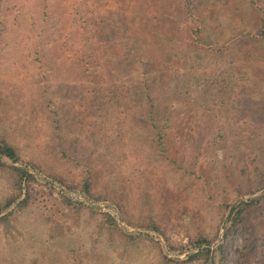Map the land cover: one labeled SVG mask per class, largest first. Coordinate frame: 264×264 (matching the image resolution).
<instances>
[{"label": "rangeland", "instance_id": "374dc122", "mask_svg": "<svg viewBox=\"0 0 264 264\" xmlns=\"http://www.w3.org/2000/svg\"><path fill=\"white\" fill-rule=\"evenodd\" d=\"M178 3L0 0V138L161 230L118 224L123 239L99 215L120 219L111 203L69 207L32 181L0 222V264H264V202L223 239L232 208L264 195V0ZM12 194L0 169V202ZM201 229L212 256L185 262Z\"/></svg>", "mask_w": 264, "mask_h": 264}, {"label": "trees", "instance_id": "16d2710c", "mask_svg": "<svg viewBox=\"0 0 264 264\" xmlns=\"http://www.w3.org/2000/svg\"><path fill=\"white\" fill-rule=\"evenodd\" d=\"M179 6L183 11L189 12L192 9L191 0H177ZM258 35L264 37V12H262L258 18ZM6 160L11 163L10 166L4 164L2 161ZM23 165V166H22ZM0 169H8L10 170L11 174L13 175V194L5 198L2 202H0V222L7 223L9 218L12 214L13 209L23 208L26 206L27 200L29 198V192L27 188L30 182H44L46 186L49 188H53V183L59 184L68 192H78L82 197L85 199L95 202V203H111L115 206L119 213L120 220L125 225L130 227H141L147 230H152L155 232L160 233V228L157 224L153 221H148L147 223L142 224H133L128 220L123 213V209L119 203L114 202L108 196L103 193H96L92 190V182L90 178L85 177L81 181L76 184H69L66 183L61 177L54 173H43L41 172L38 167L33 164H21L19 160V156L17 153V149L7 142L4 138H0ZM43 175V176H42ZM259 190H255L256 192L264 190V174L261 176L259 180ZM59 196L62 200L69 206V207H76L79 208H87L90 211L94 210L90 208L88 205L84 204L83 202L73 200L70 196L67 195L64 190H58ZM253 192V193H256ZM264 202V195L253 199L249 203H245L239 201L234 208L231 210L232 218H229L231 221L230 227L228 230L225 231L223 239L225 240L229 232L233 227L236 225L237 219L241 217L244 213V209L251 205H259ZM244 207V208H240ZM99 215L102 218L103 223L108 227L109 230L112 232H116L120 237L123 239L133 240V236H127L118 228V223L116 217L111 209L107 208L106 211L99 212ZM137 237H146L150 239L151 237L148 234H143L141 232L136 233ZM217 237V233L213 235V237L209 238L208 235L204 232V230H199L195 232L193 240L190 241V247L196 249V251L189 252L185 255V262H191L195 259H203L204 262L208 263L209 259L211 258V249L210 246L213 244L214 240ZM166 244L168 245L169 249H174V246L165 239ZM219 252V257L221 258L223 253V245L220 244L217 248ZM212 263H214V257H212Z\"/></svg>", "mask_w": 264, "mask_h": 264}, {"label": "built area", "instance_id": "2783aa9c", "mask_svg": "<svg viewBox=\"0 0 264 264\" xmlns=\"http://www.w3.org/2000/svg\"><path fill=\"white\" fill-rule=\"evenodd\" d=\"M61 189L64 190V192H66L67 195L70 196L73 200L79 201V200L81 199V200L84 201L83 198H79V197L77 196V193H75V192H68V191H66L63 187H62ZM69 193H74V194H75V197H74L73 195H69ZM80 202H81V201H80ZM83 203H85V202H83Z\"/></svg>", "mask_w": 264, "mask_h": 264}, {"label": "water", "instance_id": "95a60500", "mask_svg": "<svg viewBox=\"0 0 264 264\" xmlns=\"http://www.w3.org/2000/svg\"><path fill=\"white\" fill-rule=\"evenodd\" d=\"M69 195H73V196L75 197V194H74V193H69ZM79 201L84 202V201L81 200V199H80ZM85 203H86V202H85ZM117 222H118L119 226H121L122 222H121V220L118 218V216H117Z\"/></svg>", "mask_w": 264, "mask_h": 264}]
</instances>
